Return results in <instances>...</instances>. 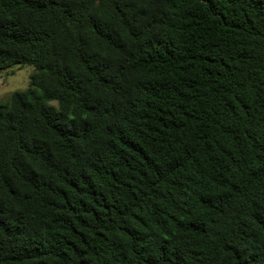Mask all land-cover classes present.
<instances>
[{"label":"trees","instance_id":"16d2710c","mask_svg":"<svg viewBox=\"0 0 264 264\" xmlns=\"http://www.w3.org/2000/svg\"><path fill=\"white\" fill-rule=\"evenodd\" d=\"M0 264H264V0H0Z\"/></svg>","mask_w":264,"mask_h":264},{"label":"rangeland","instance_id":"374dc122","mask_svg":"<svg viewBox=\"0 0 264 264\" xmlns=\"http://www.w3.org/2000/svg\"><path fill=\"white\" fill-rule=\"evenodd\" d=\"M14 72L0 70V103L6 102L16 90H23L30 86L31 74L35 67L31 64L14 66Z\"/></svg>","mask_w":264,"mask_h":264}]
</instances>
